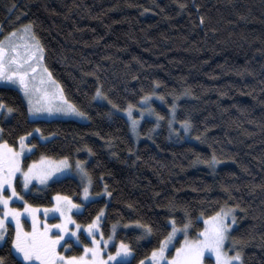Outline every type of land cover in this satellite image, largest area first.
Wrapping results in <instances>:
<instances>
[{
    "label": "trees",
    "instance_id": "obj_1",
    "mask_svg": "<svg viewBox=\"0 0 264 264\" xmlns=\"http://www.w3.org/2000/svg\"><path fill=\"white\" fill-rule=\"evenodd\" d=\"M25 25L87 121L30 119L19 90L0 85V100L14 109L0 115V141L16 147L38 130L48 139L30 137L24 167L41 157L85 163L100 196L75 220L87 224L104 209V236L129 225L116 238L132 249L127 264H136L172 219L195 237L202 218L227 207L243 264H264V0H0V36ZM129 105L149 110L135 139L120 113ZM56 193L81 201L73 177L25 199L50 206ZM6 239L0 256L23 264L9 253L11 230Z\"/></svg>",
    "mask_w": 264,
    "mask_h": 264
},
{
    "label": "snow or ice",
    "instance_id": "obj_2",
    "mask_svg": "<svg viewBox=\"0 0 264 264\" xmlns=\"http://www.w3.org/2000/svg\"><path fill=\"white\" fill-rule=\"evenodd\" d=\"M183 7V5H181ZM24 37H27L28 42L23 43L21 47V41L23 38L19 35V30H14L3 40H0V81H8L12 84H18L23 90L25 96L28 98L29 112H39L45 109L33 106V93L39 91L37 86L33 83L35 77L30 76L29 73H35L36 67L33 64L43 58V49L39 44L38 39L35 38L32 33L31 26H24ZM39 65L37 64V67ZM97 95H101L100 90L97 89ZM47 97V93H45ZM56 99L55 96L51 97ZM62 98V97H61ZM143 100H147V97H142ZM39 103V101H37ZM132 105H129V115L131 116L130 109ZM6 109V112L3 110ZM48 112L64 111L75 112L77 109L74 105L67 104L66 107H55L51 103L48 104ZM14 109L9 107L0 100V113L8 114L12 113ZM80 115H84L80 113ZM171 120L169 123L171 124ZM135 121H133V128H135ZM184 130L187 131L190 127L189 121H182ZM175 130V129H174ZM3 131V129H0ZM26 135H32L28 133ZM20 149L16 150L13 146L9 145L7 141L0 143V205H2V212H0V246L7 244L6 233L7 224L11 221H15V235L11 239L12 247L9 249V253L16 256L23 257V261L28 264H109L110 261H115V264H127L126 258L132 254V249L121 241L120 246L116 252L108 253L107 260L101 255L103 249L100 247L101 241L96 239V232L94 229L99 227L98 216L93 223L87 226L88 236L91 237L92 247L87 244L83 247V253L80 256H65L57 251V247L61 246L69 248L67 243L61 245V241L64 239V233H68L70 236H75V243L79 245L81 243L80 236L77 235V231L80 229V225L76 224L74 229L68 228V223L72 222L71 216L65 215V209L72 207L78 208L71 202L70 197H61L57 194L56 210L60 211L61 216L65 219L63 223L54 226L44 225L41 229L39 226V220L36 216L37 209L32 208L31 205L24 200L17 191L12 181L17 172H20L23 177V186L27 188L32 179H38L41 183H45L53 172L59 171L60 167H67V158L60 161L59 164L49 163L47 167L44 166V162L49 160L47 157H41L40 161H33L28 166L27 171L21 168V157L24 154L26 148L33 147L32 145L25 144V136L19 137ZM91 151V150H89ZM216 163L215 156L212 157L211 164ZM79 167V162L78 165ZM85 175H87L85 169H81ZM91 183V180H89ZM7 186V189L6 187ZM5 190H10L11 195L5 196L3 193ZM85 196L88 195V189L84 190ZM111 195V193H109ZM13 197H18L19 200L24 201V209L12 208L9 206V201L13 200ZM103 211V210H101ZM24 213H28L32 217V231L26 232L23 229L21 223V216ZM48 210L45 209V215ZM231 210L221 211L214 216L209 217L204 221L205 227L199 238L195 240H189L187 238L188 224L183 225L185 231V241L181 247L176 248L175 255L169 260L165 256V251L168 249V244L174 238L178 229L176 228V221L172 219V230L168 233L163 241L160 242L158 249H153L151 252V258L141 260L139 264H203L205 253L215 255L216 264H233L234 261H240L241 255L239 251L235 255H229L224 251L225 241L229 239L230 229L232 224L226 222V218L230 215ZM233 222H235V216H233ZM50 227H56L61 230V234L56 236L49 235ZM147 232H151L150 226H143ZM115 229V225L113 226ZM111 239V237H109ZM107 244V241H103ZM235 243V242H234ZM119 257V259H117ZM0 264H6L4 256H0ZM18 264L20 262L18 261Z\"/></svg>",
    "mask_w": 264,
    "mask_h": 264
},
{
    "label": "rangeland",
    "instance_id": "obj_3",
    "mask_svg": "<svg viewBox=\"0 0 264 264\" xmlns=\"http://www.w3.org/2000/svg\"><path fill=\"white\" fill-rule=\"evenodd\" d=\"M25 26H29V25H25ZM23 28L18 29L19 30V35L20 37H22L23 39L21 41H19L21 43V47H23V43L28 42L27 37H24V33H23ZM13 32V31H12ZM10 32V33H12ZM9 33V34H10ZM9 34L5 35V36H0V40H3L5 37H7ZM37 64L39 65L37 67ZM34 67H36V72L33 73H29L30 76L35 77L33 83L37 86V88L39 89V91L33 93V106L34 107H40L43 108L45 110L43 111H39V112H33L30 113L28 110V116L30 119H50V118H60V119H75V120H79V121H87V118L85 115H80V111H75V112H64V111H54V112H48L47 106L49 103H51L53 106L55 107H60V106H64L66 107L67 104H71L63 95L62 89L60 84L51 76V74L49 73V71L45 68V66L42 63V59L38 60L36 62V64H33ZM0 85H6V86H11L14 87L16 89L19 90V92L21 93L23 99L25 100L27 107L29 108V103H28V98L25 96L23 90L20 88V86L18 84H12L11 82L8 81H0ZM45 93H47V97H45ZM55 96L56 99H52L51 97ZM62 97V98H61ZM98 100H100V98H97ZM37 101H39V103H37ZM72 105V104H71ZM4 112H6V109L3 110ZM131 111V110H130ZM120 113L126 118V120L128 121L129 127L131 129V133L133 138L135 139V131L138 130V126L139 124L144 121V119H148V115H149V110L147 109L145 112V108H139L138 111L134 110L131 111V116L129 115V108L120 111ZM2 113H0L1 115ZM7 116H10V113L6 114ZM133 121H135V128H133ZM32 135H36L38 136L39 140L44 141L46 139H48V137L42 136L38 130H35L33 133H31ZM32 135H25V144H28V140L30 139V137ZM0 143H3V141H0ZM30 145V144H28ZM17 151H19L20 149V140H18V143L16 145ZM32 151V147L31 148H26L24 150V154L21 157V168L24 171H27V168L29 165H31L33 162L28 163V165L26 167L23 166V158L24 156L28 155L30 152ZM65 158L62 159H52L49 158V160H46L44 162V166L47 167L49 165V163L52 164H59L60 161H63ZM41 159L37 160L40 161ZM79 162V167L77 166ZM81 169H85V163L81 160H76L74 162H71L67 159V167H60L59 171H55L52 173V175L47 179V181L45 183H41L38 179H32V181L29 183L27 188H24L23 186V177L22 174L20 172L16 173L15 178L13 179L12 183L16 188V191L24 197L25 199V195L28 193H37L40 192L43 188H45L49 183L58 180V179H62L65 177H73L75 178L78 183L81 186V193H80V202H75L71 199V202L75 205H78L79 207H72L70 209H65V215L66 216H71L72 218V222L68 223V228L69 229H74L75 225L78 224L80 225V229L77 231V235L80 236V240L81 243L79 245H77L75 243V236H70L68 233H64V239L61 241V245H63L64 243H67L69 245V248H64L61 246L57 247V251L60 252L61 254L65 255V256H80L83 253V247L85 244H87L89 247H92L91 244V237L88 236V232H87V226L91 223H93V221H95L97 219V217L99 216V227H97L96 229H94V231L96 232V239L101 241L100 247L103 249L101 255L104 257L105 260H107V254L108 253H115L117 248L120 246V243L122 240H119L116 238V234L118 232L119 229H124V230H128L130 229L129 225H121V224H114L115 225V229H113V226L111 227L110 233L107 236H104V234L102 233V229H101V222L104 216V209H101L103 211H99L94 218L91 220V222L87 223V224H82L79 223L75 220L74 215L77 213H80L83 210V206L85 203H87L88 201L97 198L100 196V194H94L91 192L90 189V183H89V179L88 176L84 174V172L81 171ZM87 173V172H86ZM19 185V188H18ZM7 189V186H5ZM85 188L88 189V195L87 197L85 196ZM5 196H9L11 195V191L10 190H5L3 193ZM57 194L56 193L52 196V204L50 206H42V205H32L30 203H28L29 205L32 206V208L37 209L36 212V216L38 217L39 220V226L41 227V229L44 227V225H48V226H54L57 224H61L63 223L65 217L61 216L60 211L56 210V205H57ZM61 197H65L66 195L63 194H59ZM69 197V196H66ZM9 206L12 208H19V209H24L25 207V203L22 200H19L18 197H13V200L9 201ZM45 209L48 210L47 215H45ZM231 210L230 215L226 218V222L229 224H232V228L230 229V232L236 227V220L235 222H233V216H235V211L231 208H227V207H222L220 210H218L217 212L213 213L210 216H207L205 218H202L203 221V227L201 228V230L197 233V236L192 237L188 234L189 230H190V226L187 229V238L189 240H195L197 238H199V233H201L205 227V223L204 221L206 219H208L209 217L214 216L216 213L223 211H228ZM2 205H0V212H2ZM21 223L23 225V229L26 232H31L32 231V217L31 215H29L28 213H24L21 216ZM170 225L172 227V223L170 221ZM15 221H11L10 223L7 224V233L9 230H11L12 232V238L15 235ZM178 229V231L176 232L174 238L171 240V242L168 244V249L165 251V256L170 260L176 253V248L181 247V245L184 243L185 241V231L180 227H176ZM172 230V228H171ZM171 232V231H170ZM7 233H6V237H7ZM61 234V230L56 228V227H50V231H49V235L51 236H56ZM109 237H111V239H109ZM165 239V238H164ZM163 239V240H164ZM162 240V241H163ZM103 241H107V244H104ZM125 244H127L129 246V244L125 241H123ZM12 247V245H11ZM130 247V246H129ZM160 247V245L156 248L158 249ZM77 249H79V251L77 252ZM224 251L227 252L229 255H235L237 251H239L240 255H241V260H242V253L240 251V249H238V247L236 246V244H234L230 239H227L225 241V248ZM132 255V254H131ZM131 255L128 256L126 258V261H129L131 259ZM18 258L22 261L23 264H28V262L23 261V257L18 256ZM146 258L150 259L151 258V253L142 258L141 260H145ZM117 259H119V257H117ZM139 260L136 264H139V262L141 261ZM115 263V261H110L109 264ZM37 264H39V262H37ZM203 264H216V259H215V255L214 254H210V253H205V257L203 260ZM233 264H240V261H234Z\"/></svg>",
    "mask_w": 264,
    "mask_h": 264
}]
</instances>
